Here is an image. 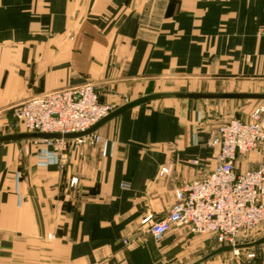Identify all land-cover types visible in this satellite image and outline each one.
Instances as JSON below:
<instances>
[{
	"label": "crops",
	"instance_id": "crops-1",
	"mask_svg": "<svg viewBox=\"0 0 264 264\" xmlns=\"http://www.w3.org/2000/svg\"><path fill=\"white\" fill-rule=\"evenodd\" d=\"M261 26L264 0H0V118L88 80L116 108L168 91L172 78L220 61L222 33ZM211 112L196 99L143 103L103 125L99 141L66 140L62 164L45 161L56 149L43 141L0 143V264H188L203 255L207 237L174 227L157 241L149 225L168 214L177 186L215 168ZM201 264L226 263L217 255ZM254 264H264V243Z\"/></svg>",
	"mask_w": 264,
	"mask_h": 264
},
{
	"label": "built area",
	"instance_id": "built-area-1",
	"mask_svg": "<svg viewBox=\"0 0 264 264\" xmlns=\"http://www.w3.org/2000/svg\"><path fill=\"white\" fill-rule=\"evenodd\" d=\"M114 109L100 102L95 85L84 84L23 101L15 107L14 116L18 128L24 131L65 134L89 129ZM75 140L94 143L99 137L93 133ZM34 141L55 146L54 152L44 154L47 163L66 161V139ZM208 145L217 149L215 168L174 189L175 202L168 214L149 225L155 240H161L174 227H184L191 234L208 236L219 247L245 239L250 231L264 224V100L247 118L233 117L220 123L211 132ZM252 152L260 153L257 165L243 168L239 158ZM171 171L172 165L163 166L160 174ZM73 182L77 183V179ZM122 186L130 187L128 183ZM147 221L149 218L143 224Z\"/></svg>",
	"mask_w": 264,
	"mask_h": 264
},
{
	"label": "rangeland",
	"instance_id": "rangeland-1",
	"mask_svg": "<svg viewBox=\"0 0 264 264\" xmlns=\"http://www.w3.org/2000/svg\"><path fill=\"white\" fill-rule=\"evenodd\" d=\"M258 28L259 29L256 32L254 31L249 33H222L221 45H229V47L220 49V61L218 63L215 62L214 64H212L208 59V63H205L203 66L204 71H199L197 72V74L193 75L190 74L187 76L172 78L171 81H168V88H170L169 90L264 92V26ZM210 40V42H212L214 39L210 37ZM213 51L214 53H216L217 49ZM84 84H93L97 89L96 82L88 80L78 85L67 86L56 90L81 86ZM97 92L99 93L98 89ZM99 100L103 104H108L116 108V106L112 103L101 101L100 96ZM261 101L262 100L260 99L207 100L206 102H208L212 108V112L208 115L211 119V129L213 130L220 123L232 119L234 117L232 116L233 111H236L238 114H243L246 118L247 116H249L255 105H257ZM18 104L12 107V113L10 112L7 118H4L5 120H2V118H0V135L9 134L13 131L11 121L14 120L16 122L14 110ZM225 107L230 108L229 114L224 113ZM18 129L20 131H24L21 126ZM239 161L244 162L245 167H253V165H255L258 161V156L251 153L246 156L240 157ZM198 236L207 237V239L210 240L208 236ZM263 236L264 224H261L250 231L245 239L240 241L250 242ZM263 243L260 244V247L261 245H263ZM210 246L205 248L206 250H208V252L218 248V246H215L212 241ZM258 252L259 251L256 249V247L252 246L241 248L238 253L233 252V250L225 252L223 254H220V257L222 259V262L226 264H254L255 260L258 257ZM197 255H190L188 264H191L194 260H196Z\"/></svg>",
	"mask_w": 264,
	"mask_h": 264
},
{
	"label": "water",
	"instance_id": "water-1",
	"mask_svg": "<svg viewBox=\"0 0 264 264\" xmlns=\"http://www.w3.org/2000/svg\"><path fill=\"white\" fill-rule=\"evenodd\" d=\"M166 98H180V99H196L201 101H207L210 99H260L264 100V92H210V91H163V92H153L149 94L142 95L136 99L126 102L125 104L115 108L109 114L101 118L97 123L91 126L89 129L81 132H69L65 134L55 133V132H29L20 131L13 121V131L9 134L0 135V143L10 142V141H22V140H35V139H76L91 135L97 132L103 125L111 121L112 119L122 115L124 112L141 105L146 102L162 100ZM236 118H240V114H236ZM210 242V240H209ZM209 242L207 244H209ZM264 242V236L250 242L237 241L234 244L222 245L210 252L208 250L203 251V255H198L196 260L191 264H201L217 255L223 254L234 249H241L246 247H256L259 251L260 244Z\"/></svg>",
	"mask_w": 264,
	"mask_h": 264
}]
</instances>
